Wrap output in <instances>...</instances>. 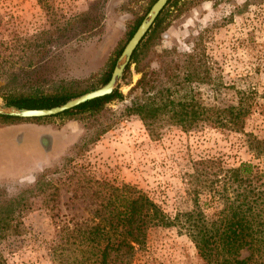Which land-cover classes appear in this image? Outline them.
Returning a JSON list of instances; mask_svg holds the SVG:
<instances>
[{
    "label": "rangeland",
    "instance_id": "1",
    "mask_svg": "<svg viewBox=\"0 0 264 264\" xmlns=\"http://www.w3.org/2000/svg\"><path fill=\"white\" fill-rule=\"evenodd\" d=\"M154 1L0 0V96L102 86L110 62ZM192 49L210 67L212 85L193 86L189 95L206 109L202 116L249 91L244 131L264 138V0H173L117 84L121 99L71 118L0 122V220L21 212L22 231L0 239L6 264H95L92 245L82 240L105 203L93 182L133 186L173 216L191 207L186 182L194 163L218 160L231 167L251 160L237 134L206 122L186 131L162 122L159 134L158 115L151 136L127 111L138 93L129 90L141 76L148 82L145 98L151 97L174 61ZM37 180L56 188L46 187L44 202ZM129 264L201 261L185 236L157 227Z\"/></svg>",
    "mask_w": 264,
    "mask_h": 264
},
{
    "label": "trees",
    "instance_id": "2",
    "mask_svg": "<svg viewBox=\"0 0 264 264\" xmlns=\"http://www.w3.org/2000/svg\"><path fill=\"white\" fill-rule=\"evenodd\" d=\"M172 1H167L153 25H158L164 9ZM139 21L129 31L128 39ZM137 48L124 73L134 63ZM119 53L120 49L115 55ZM114 61L115 58L104 72L102 85L107 82ZM147 83L144 76H141L130 88V92L138 89V93L127 111L139 117L149 135H157L158 115L159 134L162 122H170L185 131L206 122L207 126L214 129L239 135L241 147L250 155L251 160L231 167L223 166L218 160H199L194 163L195 169L187 175L186 182L191 207L186 211H177L173 216L164 213L133 186L123 184L114 187L107 182H93L99 188L97 197L105 199L104 207L94 214L98 220L96 226L82 233V240L92 245L94 263L108 264L109 257L113 256L123 260L120 264H129L135 252L143 245L147 232L159 227L174 228L179 236H185L201 264H264V138L259 139L244 131L245 119L251 107V92H240L234 104L221 108L211 106L203 117L205 113L202 112H206V109L193 97L189 98L190 90L197 85H212V81L208 62L196 49L182 56L179 61L175 60L167 80L159 81V92L145 98ZM85 92L63 89L44 94L25 90L14 96L1 94L0 98L6 105L40 109L61 105L69 98ZM121 97L114 90L108 96L86 102L54 117L71 118L94 112ZM41 119L46 118L23 120L0 116V122ZM46 172L43 171L39 179L45 177ZM36 184L43 202L46 200L43 194L46 187H51L54 193L56 191L48 182L44 184L37 180ZM15 213L5 214L0 220V239L21 234V212ZM0 264H6L1 254Z\"/></svg>",
    "mask_w": 264,
    "mask_h": 264
},
{
    "label": "water",
    "instance_id": "3",
    "mask_svg": "<svg viewBox=\"0 0 264 264\" xmlns=\"http://www.w3.org/2000/svg\"><path fill=\"white\" fill-rule=\"evenodd\" d=\"M167 1L168 0H155L149 7L145 16L142 18L133 34L117 56L110 76L105 84L91 91L69 98L61 105L50 108H18L0 102V116L23 120L53 117L86 102L110 95L116 89L117 84L122 80L124 69L129 63L133 51L149 31L154 20L158 16L159 12L165 7Z\"/></svg>",
    "mask_w": 264,
    "mask_h": 264
}]
</instances>
